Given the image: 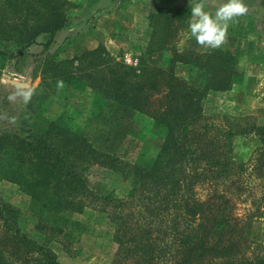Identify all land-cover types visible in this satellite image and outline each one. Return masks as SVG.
Wrapping results in <instances>:
<instances>
[{
	"label": "trees",
	"instance_id": "trees-1",
	"mask_svg": "<svg viewBox=\"0 0 264 264\" xmlns=\"http://www.w3.org/2000/svg\"><path fill=\"white\" fill-rule=\"evenodd\" d=\"M74 6L72 0H0V46L12 43L21 52L49 34L43 43L48 48ZM190 17L183 6L150 9V36L138 66L102 43L45 60L43 83L83 82L143 112L163 143L151 161L128 163L96 148L61 117H40L35 134L1 133L0 181L30 196L35 227L45 240L24 231L19 209L0 201V264H62L49 242L56 238L73 253L90 231L81 218L87 208L107 212L115 223L116 250L108 264H264V243L251 236L255 220L264 216V124L206 112L208 91L230 89L242 72L229 49L178 46ZM160 52L167 61L148 60ZM178 63L204 70V85L180 76ZM1 74L0 67V87ZM251 132L260 145L248 165L236 155L234 140ZM93 167L119 174L128 187L119 193L92 185Z\"/></svg>",
	"mask_w": 264,
	"mask_h": 264
},
{
	"label": "rangeland",
	"instance_id": "rangeland-1",
	"mask_svg": "<svg viewBox=\"0 0 264 264\" xmlns=\"http://www.w3.org/2000/svg\"><path fill=\"white\" fill-rule=\"evenodd\" d=\"M72 1L76 6L69 12L68 24L57 32L48 48L43 43L50 39L49 34H42L38 43L21 52H16L12 43L0 46V134H35L40 117H61L65 124L82 130L96 148L128 163L149 162L163 143V135L153 131L154 121L149 115L104 97L83 82L43 83L41 68L48 58L72 57L100 43L115 57L138 66L151 31L148 13L159 6L158 0ZM166 1L182 3L179 6L191 12L190 0ZM195 2L191 0L192 4ZM221 2L209 0L207 10L214 12ZM245 3L247 14L229 27L228 42L222 46L236 55L242 75L228 90H209L203 100L204 108L208 113L230 114L264 124V0H245ZM177 44L181 48L210 50L196 43L189 23L180 31ZM167 59V54L162 52L148 57L154 64ZM176 72L200 86L207 79L204 70L188 64L178 63ZM30 90L32 95L26 100ZM234 141L236 155L250 165L254 150L260 145L257 135L253 132L239 135ZM89 178L98 188L115 187L118 192L129 185L119 174L104 168L93 167ZM0 201L10 202L19 209L17 220L24 231L39 242L45 240V235L35 227L30 196L17 184L0 181ZM81 218L90 224V231L82 236L75 251H65L56 238L49 242L51 249L62 264H108L116 250L115 223L107 212L97 208H87ZM251 236L264 243V216L255 220Z\"/></svg>",
	"mask_w": 264,
	"mask_h": 264
},
{
	"label": "clouds",
	"instance_id": "clouds-1",
	"mask_svg": "<svg viewBox=\"0 0 264 264\" xmlns=\"http://www.w3.org/2000/svg\"><path fill=\"white\" fill-rule=\"evenodd\" d=\"M209 0L191 3L189 29L196 43L207 49H218L228 42V30L232 24L248 12L245 0H223L212 12L207 10ZM60 82H58L59 85ZM30 98V93L25 99Z\"/></svg>",
	"mask_w": 264,
	"mask_h": 264
},
{
	"label": "crops",
	"instance_id": "crops-1",
	"mask_svg": "<svg viewBox=\"0 0 264 264\" xmlns=\"http://www.w3.org/2000/svg\"><path fill=\"white\" fill-rule=\"evenodd\" d=\"M156 4L159 5V6L160 5H165V6H179L182 3L171 4V3H168L166 0L165 1L164 0H158ZM67 24H68V22H67ZM62 30H64V29H62Z\"/></svg>",
	"mask_w": 264,
	"mask_h": 264
}]
</instances>
